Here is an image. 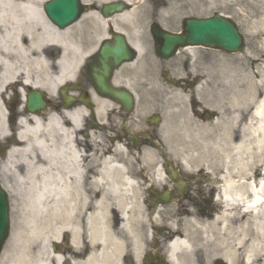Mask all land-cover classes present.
Masks as SVG:
<instances>
[{
    "label": "bare ground",
    "instance_id": "1",
    "mask_svg": "<svg viewBox=\"0 0 264 264\" xmlns=\"http://www.w3.org/2000/svg\"><path fill=\"white\" fill-rule=\"evenodd\" d=\"M48 1L0 0V139L12 135L9 88L15 91V85L20 86L15 93L22 102L29 88L45 91L51 101L60 99L59 89L78 78L84 60L108 36V22L126 33L139 52L137 61L126 64L116 80L131 67L141 69L147 56L145 23L143 30L137 7L107 21L102 6L117 0H82L91 8L78 21L60 28L45 12ZM225 1L234 5L237 0ZM246 1L248 30L254 41L260 40L240 61L230 59L220 70L228 94L225 148L216 164L202 161L211 170H222L219 201L223 207L209 220L195 213L171 220L170 233L180 234L168 245L172 264H198V251L204 252V264H264V0ZM170 2L166 9L176 8ZM195 49L187 48L192 55ZM205 77L214 81L211 75ZM128 80L133 78L129 75ZM169 91L184 99L178 90ZM97 101L102 116L111 104ZM84 115L82 106L58 107L47 114L19 110L17 144L2 166L12 170L20 190L25 224L16 229L0 264H66L69 258L73 264H127L129 253L135 264H141L150 238V216L139 197L138 182L131 176L128 152L116 143L85 154ZM197 120L201 136L207 134L202 130L205 124L209 128L219 122ZM95 139L92 133L89 140ZM181 154L188 167L202 158ZM156 174L159 180L163 177L161 168ZM87 182L89 189H85ZM91 191L99 196L86 193ZM117 213L122 219L118 228ZM154 220L161 224L159 216ZM68 233L75 258L56 249L61 236Z\"/></svg>",
    "mask_w": 264,
    "mask_h": 264
},
{
    "label": "flooded vegetation",
    "instance_id": "2",
    "mask_svg": "<svg viewBox=\"0 0 264 264\" xmlns=\"http://www.w3.org/2000/svg\"><path fill=\"white\" fill-rule=\"evenodd\" d=\"M160 1L161 6L164 7L166 0ZM158 11L159 7L153 10V15L149 17L146 25L148 32L145 34L147 42L145 52H147V56L143 60L142 68L131 67L130 70L123 72L120 79L116 80L115 77L122 72L123 67L134 62L127 61L117 68L114 66L112 78L104 80V83L130 95L133 100L131 105L126 104L122 98L104 96L98 89L96 81L90 78L93 66L99 63V57L96 55L84 63V68L78 79L68 82L76 83L77 91L72 92L73 88H68L66 99L60 97L57 104L50 102L51 108L54 109L68 108L69 105H72V108L75 105L84 107L82 133L87 139V143L84 142V150L88 154L97 149V145L89 140L92 133L97 137H102L101 140L110 142L109 145L106 144L108 148L119 143L126 149L129 156H133L132 153H134L136 159L133 161L138 166L135 169L131 166V176L138 182L139 191L144 194V206L150 216L147 224L150 239L141 258V264H172L167 256L169 241L174 236L169 229L172 227L170 225L172 219L180 220V218L195 213L200 218L209 220L223 207L219 201L222 170L216 167L215 170H211L205 162L200 160L188 167L180 158L173 155L170 152L171 148L162 136L164 111L159 107L155 111L150 110L149 104H147L154 100L150 96L152 93L150 87H153L154 83H159L161 87L156 88L155 92L161 93L160 88L178 90L185 100L184 107L192 117L205 123L214 122L218 118L216 107H212L210 103L213 91L211 83H215V81L206 78L205 73H201L199 70L200 62L209 65L206 57L196 58L199 62L197 63L184 49L170 59H161L155 55L156 63L160 67H152L154 64L148 58L153 44L149 29L153 23H160ZM112 29L113 25L109 23L108 30ZM109 40L113 41L114 36L109 37ZM136 56L135 61L139 54L137 53ZM128 74L133 80H128ZM126 83H133V85L128 86ZM157 97L159 96L157 95ZM18 98L20 97L18 96ZM98 99L111 104L105 107L102 116L98 114ZM9 104L10 116L16 118L17 103L10 101ZM11 143L10 139L4 140L0 150L7 151L6 148H9ZM159 168L163 172V177L160 180L156 174ZM85 186V189H89L91 183L87 182ZM86 193L99 196V193L94 191ZM116 215L114 224L118 228L122 219L118 213ZM155 216H159L161 224L155 222ZM174 216L177 218H173ZM177 226L178 224H173V227ZM128 255L130 257L125 260L126 263L135 264L134 256L131 253ZM196 258L198 264L205 263L203 251H198Z\"/></svg>",
    "mask_w": 264,
    "mask_h": 264
},
{
    "label": "rangeland",
    "instance_id": "3",
    "mask_svg": "<svg viewBox=\"0 0 264 264\" xmlns=\"http://www.w3.org/2000/svg\"><path fill=\"white\" fill-rule=\"evenodd\" d=\"M168 3L176 4V8H170V9H163L166 12L163 16H161V12L163 11L161 8V12L159 13V17H161V23L164 27L168 28L172 31H180L181 30V23L182 20L188 16H210L217 12H222L228 16H230L234 21L237 22V24L240 27V30L242 34L245 37V50L238 53H224L219 50H213V49H205V48H196L194 57L192 59L196 60V58L206 57L209 65H205L203 62H200L199 70L201 73H205L207 76L211 75L215 83H211L213 86L212 91V99L211 103L213 107H216L218 110H220V113H218V123L211 124V127L208 128L203 126L202 130H205L207 134L200 135L197 132L199 131V126H202L200 122L191 117L187 114V112L184 111V102L183 99L179 97H175L173 92L164 90L163 88H160V91L162 93L155 92V89L158 87H161L159 83L152 84L153 87H150L152 89V93H150V96L153 97V102H149L150 110H156L159 108H162V110L165 113V124L162 127V136L171 148L168 149L170 152L175 155L178 158L182 157L181 152L191 153L194 154L195 157L202 156V158H197L200 161H205L209 163L218 162L222 157V148H225V140L223 136V132H226L227 126H226V119H227V110L224 111L226 107H228V94L227 90L225 88L223 78V74L220 72L226 64L228 63V60H234V61H240L241 58L244 57L245 52L250 50L257 41H254L251 37V34L247 27V13L250 10L248 3L246 0H237L236 3L233 5V3L225 1V0H219L220 3H211L210 0H166ZM97 1L96 3H98ZM166 2V3H167ZM169 5V4H168ZM161 6L160 0H145L142 2L136 9L141 13L142 15V29L144 30V23L145 26L147 25V21L149 20V17L153 15V9L158 8ZM93 21V19H91ZM148 32V29L144 30V33ZM145 33V34H146ZM148 58L150 61L154 64L152 65L153 68L160 67L156 63V56L153 52V50H150L148 54ZM197 61V60H196ZM197 63H199L197 61ZM197 66V65H195ZM151 79V78H149ZM152 79L154 77L152 76ZM224 79V80H223ZM144 90V87H142ZM13 91V90H12ZM159 97H157V95ZM12 95V93H11ZM13 98V96H11ZM11 102H14V99L11 100ZM22 103V101H21ZM21 103L19 102V109L21 107ZM24 104V103H23ZM159 107V108H158ZM52 110V109H51ZM50 111V110H49ZM148 111V108H147ZM19 114V113H18ZM13 132L16 129L13 124H11L10 128ZM14 134L12 135V137ZM102 137H96L94 141H92L94 144L98 147H105L108 148L107 145H109L110 142L106 140H101ZM17 142H14V145H16ZM221 152V153H220ZM84 153L87 154L88 152L84 150ZM133 156L128 155V159L130 162V165L135 169V167L138 166L137 163H134V153H132ZM150 156V155H149ZM124 159V158H122ZM5 158L0 156V182L4 185V187L7 189L8 194L10 196L11 201V237L9 241L7 242L5 246V251L9 248L10 241L13 237V235L17 232L16 229L18 227H23L25 224L22 220V214L25 210L24 202L21 198V194H19L20 190L16 185L14 175L12 173V170L10 168H3L2 165H4ZM220 166V165H219ZM93 169V168H91ZM87 181H90L89 178ZM142 196H139L142 200L144 194H141ZM138 197V200L140 198ZM114 203L111 204L113 206ZM64 234V233H63ZM84 236V231H83ZM84 238V237H83ZM71 235L65 234L64 236H61V241L56 244V249L60 252V254L68 255L72 258V249L71 246ZM217 239V235L215 240ZM54 244H51V249L55 250ZM82 248L84 249V241L82 240ZM3 254V257H4ZM2 257V258H3ZM73 258H75L73 256ZM81 259H84V252L80 255ZM66 264H73L71 259H68V263Z\"/></svg>",
    "mask_w": 264,
    "mask_h": 264
},
{
    "label": "water",
    "instance_id": "4",
    "mask_svg": "<svg viewBox=\"0 0 264 264\" xmlns=\"http://www.w3.org/2000/svg\"><path fill=\"white\" fill-rule=\"evenodd\" d=\"M47 16L60 28L77 21L82 13L88 10L81 0H50L45 6ZM132 8L130 3L116 1L104 4L102 13L109 17L116 13L124 12ZM184 34H175L153 26L152 31L156 38V53L168 58L173 55L178 47L186 45H204L222 49L227 52L244 50V37L240 33L236 23L227 17L216 14L210 18H189L183 22ZM117 41L114 45L104 43L99 49L101 67H94L92 77L97 85L106 94L124 98V102L131 105L133 100L130 95L121 93L113 88H108L102 80L109 74L107 61L113 59L116 64L124 60H132L130 47L126 36L117 32ZM27 108L30 112L45 108L42 92L33 90L27 95ZM10 234V199L5 189L0 184V252Z\"/></svg>",
    "mask_w": 264,
    "mask_h": 264
}]
</instances>
